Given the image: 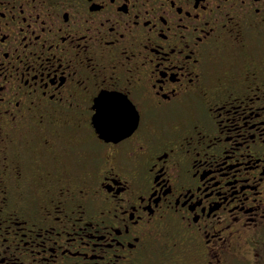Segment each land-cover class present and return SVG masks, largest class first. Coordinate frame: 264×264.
<instances>
[{
	"label": "flooded vegetation",
	"instance_id": "flooded-vegetation-1",
	"mask_svg": "<svg viewBox=\"0 0 264 264\" xmlns=\"http://www.w3.org/2000/svg\"><path fill=\"white\" fill-rule=\"evenodd\" d=\"M102 3L0 0V43L5 41L0 44L4 77L0 84L10 113H16L10 101L21 99L22 109L29 103L21 80L22 74L31 75L24 68L26 61L47 67L49 45L58 58L71 55L73 49L60 43L66 34L70 40L91 36L92 62L98 64L102 46L96 32L102 19L119 18L123 27V14L143 11L139 0L128 4L125 0L122 5L116 0L106 7ZM176 3L179 7L175 0L169 5L166 0L164 7L191 16L192 6H200V0ZM159 20L167 23L163 16ZM253 25L245 29L246 47L234 50L231 57L213 46L197 57L205 66L209 55L221 57L220 86L213 100L218 107L210 114L191 93L179 90L184 85L181 78L176 102L167 109L177 119L169 122L162 117L166 109L157 107L148 84L158 80L157 87L167 90L176 80L172 62L181 59L177 54L161 61L153 55L163 53L175 40L165 31L151 38L157 49L141 50L152 64L142 69L145 79L139 86L126 84L127 74L119 65L108 78L113 56L103 49L104 68L98 69L95 81L87 68H80L87 88L76 90L80 108L51 114L62 124H48L46 117L44 129L33 134L28 129L36 128L34 109L23 111V120L16 113V125L6 117L0 131L7 157L0 167V196L6 205L0 225V264H162L172 258L192 264H264V22L253 14ZM22 37L29 42L27 48ZM111 37L112 33H103L104 39ZM167 37L162 43L160 39ZM111 48L114 52L118 45ZM230 59L252 75L239 74L235 66L231 76L224 75ZM156 63L161 67L151 71ZM161 71L166 75L161 77ZM202 80L205 86L215 83V78ZM130 104L141 117L136 127L115 140L99 136L98 111L117 120L123 106ZM229 111L230 121L220 118ZM177 135L188 137L186 154L173 151L162 156ZM42 137H47L51 151L40 143ZM145 141L146 154L136 158L131 147ZM153 163L155 168H150ZM58 190L63 196L57 195ZM194 214L199 216L196 223ZM137 236L140 243L133 239ZM168 240L179 241V253L162 243Z\"/></svg>",
	"mask_w": 264,
	"mask_h": 264
},
{
	"label": "snow or ice",
	"instance_id": "snow-or-ice-1",
	"mask_svg": "<svg viewBox=\"0 0 264 264\" xmlns=\"http://www.w3.org/2000/svg\"><path fill=\"white\" fill-rule=\"evenodd\" d=\"M49 2H54V0H49ZM165 2L166 0H139L140 8L143 9V11L133 12L131 15H129V12H127L126 15L123 14L126 18L123 27L120 26L119 18L109 19L107 16L104 17L102 22L99 23L96 32L98 38L97 42L102 46L98 64L92 62L94 54L90 51V42L93 40L91 36L86 38L83 37V39H81L82 36H77L75 40H70L66 34L62 36L66 37V39L61 42L60 38V43L73 49L71 55H62L58 58L52 54V46L49 45V59L46 61L48 64L47 67H43L38 63L30 64L26 61L24 63V68L27 69L31 75L25 78L22 74L21 80L24 81L27 89L24 95L30 98L29 103L24 109L21 107L22 101L19 98L10 101L9 104L16 109V113L20 114L21 120H23V111L34 109L36 128L28 130L33 132V134H35L37 130H43L46 117H49L47 121L48 124H62L63 121L58 122L56 119L50 118L51 114L59 112L61 109H68L71 111L80 108V104L77 102L76 90L79 89L82 92L87 91L84 83L85 77L80 75V68H87L89 72L93 74V80L95 81L98 69L102 70L104 68L103 49H108L113 56V59L109 61L111 70L108 72V78H111L112 74L116 71V65H119L127 74L126 84H132L134 87L139 86L145 79L142 69L152 64V60L148 56H142L140 54L141 50H146V48L157 49L158 45L151 43V38L154 35L158 37V33L165 31L175 37V40L163 53L157 51L156 54H153V52L152 54L159 57L161 61L168 55L177 54H179L181 59L179 63L172 62V68L175 70L172 76H175L176 80L167 90L157 87L159 83L158 80H152L151 83L148 84V87L153 90L152 95L157 98V107H164L166 109V111L162 113V117L169 122L177 119V114L167 111V109L176 102L177 86L180 84L181 78L184 80V85L180 87V91L191 93L195 97L198 105L202 106L205 112L210 114L212 111H215L218 104L214 103L213 100L220 86L221 77L217 73V65L220 63L221 57L209 55L206 57L207 66L203 65L201 60L197 57L202 50L206 51L210 46L225 49L229 57H231L234 50L244 49L246 47L244 42L246 35L245 29L254 27L253 14L255 18L264 22V2H262V0H200V6L195 8L192 6V10L188 12L191 16H185V11H182L178 15L175 8L172 7H170L172 11L169 12L168 9L164 7ZM124 3L125 0H122L120 5ZM167 3L169 5V0H167ZM89 4H91V0H89ZM108 4L115 5L116 0H114V3H109V0H103L102 5L104 7ZM175 4L178 6L176 0ZM120 5H118L117 8ZM209 5H211V7H209ZM132 7L135 8L136 5L133 4ZM256 9H259L258 13L255 11ZM193 12L195 14H193ZM161 16L167 21L166 24L160 23L159 17ZM146 21L150 22L147 27L144 26ZM68 23L69 15L68 21L65 24L67 25ZM105 25H108V27L106 28ZM109 29H111V31H109ZM103 33H112L111 39H104ZM205 33H209V35L205 36ZM0 35H3V33H0ZM32 35L34 39H39L34 33ZM198 37L200 38L199 41L197 40ZM160 40L162 43H167L168 37L167 40ZM22 41L23 46L27 48L29 42L23 37ZM4 42L0 44H4ZM114 44L118 45V48L113 52L111 45ZM172 49H175V52H172ZM60 50L62 54L65 51L64 48ZM185 57L188 58L185 59ZM3 59L7 60V58H5V53H3ZM234 66L239 74L244 76L252 75L243 64L237 65L234 59L228 61L224 75L231 76ZM160 67V63L153 64L151 71H155V69ZM0 68H3L2 63H0ZM161 73H163V75H161ZM159 75L163 77L166 73L161 71ZM202 77L209 81L215 78V83L210 82L205 86ZM0 78H4L2 72H0ZM61 79H63V83H61ZM28 81H32L33 83H28ZM0 88L4 89L0 91V131H2V122L6 117L12 125L17 124V114L8 111V105L5 104L4 97L5 88L2 84H0ZM147 95V93H144L143 98L147 99ZM169 97L172 99H169ZM161 100L164 101L163 105L160 104ZM17 101L19 102L18 107L14 106ZM126 110L127 106L124 105L122 111ZM136 121H141V117L138 113L136 114ZM179 127L180 125L176 124L177 131ZM52 135H55V133ZM187 139L188 137L186 135H177L174 144L161 153V155L165 156L166 154L167 156L169 152L173 151L186 154ZM147 142L148 141L134 144L130 149V153L135 154L136 158L144 156L146 154L145 144ZM40 143L51 151L47 137H42ZM3 144L4 136L0 135V167H2V162L7 160V157L2 151ZM149 167L155 168V163L149 165ZM17 175H19V171H17ZM158 187L157 185V188ZM57 195L63 196V192L58 190ZM81 195H84L83 191H81ZM151 195L155 196V190ZM156 199L158 202L159 197ZM176 203H180L178 197ZM186 203L187 202H185V204ZM5 207L4 197L0 196V225L3 224ZM194 218H196L195 221ZM198 220L199 216L194 214L193 223H196ZM17 226L19 227V225ZM188 227H191V225ZM125 228H127V226H125ZM158 238V236L153 237V240H157ZM133 239L136 243H140L138 236ZM162 243H166L169 250L175 249L177 253H179V248L177 247L179 243L178 240L162 241ZM141 246L143 247V245ZM162 264H192V262L172 258L163 261Z\"/></svg>",
	"mask_w": 264,
	"mask_h": 264
},
{
	"label": "water",
	"instance_id": "water-1",
	"mask_svg": "<svg viewBox=\"0 0 264 264\" xmlns=\"http://www.w3.org/2000/svg\"><path fill=\"white\" fill-rule=\"evenodd\" d=\"M132 108H131V107ZM126 111H123L119 119L107 118L103 110H99L97 116L99 118V127L96 131L99 136L104 139H119L129 134L137 124L136 112L130 104ZM133 109V110H132Z\"/></svg>",
	"mask_w": 264,
	"mask_h": 264
},
{
	"label": "rangeland",
	"instance_id": "rangeland-1",
	"mask_svg": "<svg viewBox=\"0 0 264 264\" xmlns=\"http://www.w3.org/2000/svg\"><path fill=\"white\" fill-rule=\"evenodd\" d=\"M247 114V113H246ZM231 117H232V114H231V112L229 111L227 114H224V113H222V115H221V119H223L224 120V118H228L229 120L228 121H230L231 120ZM234 121V120H233Z\"/></svg>",
	"mask_w": 264,
	"mask_h": 264
}]
</instances>
